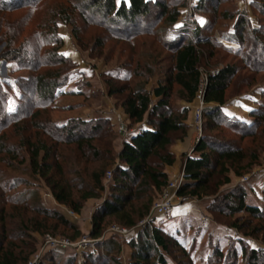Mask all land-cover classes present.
<instances>
[{"label":"rangeland","instance_id":"obj_1","mask_svg":"<svg viewBox=\"0 0 264 264\" xmlns=\"http://www.w3.org/2000/svg\"><path fill=\"white\" fill-rule=\"evenodd\" d=\"M75 1L78 0H39L36 8L0 13V32L14 38L10 47L5 42L8 38L0 39V135L3 134L0 144L14 145L12 155L0 156V183L5 186L4 193L0 190V207L5 202L3 197L17 199L21 194L34 191L45 208L56 211L72 226L68 228L47 220L42 234L29 232V238L23 240L25 245L20 247L28 259L21 264H90L86 255L94 251L96 242L102 244L108 240L119 243L120 251L112 253L110 260H104L102 264H128V251L131 249L125 242L140 233L147 222L152 227L163 229L166 239L183 243L181 245L188 252L192 264H264V217H250L245 213L229 216L225 209V196L240 187L246 192L245 201L264 211V128L255 126L251 116L252 113H261L264 108V13L259 9L260 1L156 0L165 6L164 11L150 6V12L138 25L124 24L117 30L104 24L100 18H91L90 13L73 8ZM115 1L117 3L118 0ZM61 10L69 13L74 10L71 26L62 21ZM174 12L177 13V20L171 24L169 17ZM81 13L84 18L80 17ZM52 30L59 38L58 45L47 42L46 36ZM196 30L201 41L202 96L186 103L179 96V88L171 86L168 98L170 111L180 118L182 110L187 111L183 120L185 134H172L173 143L169 146L175 157L172 167L177 162V165H184L186 158L194 155L196 143L205 137L208 141H224L242 150L246 158L241 167L245 166V170L238 169L244 173L238 177L231 170L227 174L229 183H223V178L217 177L214 171L209 180L211 192L198 199H188L185 213H179L181 215L156 217L150 209L149 220L138 221L131 228L119 225L112 217H105L102 234L94 239L90 236L92 216L111 192L112 171L118 164L115 156L129 136L119 133V125H125L128 133L146 126L145 121L137 125L128 120L122 99L130 87L144 82L151 100L156 102L152 90L159 82H165L171 71L168 43L180 37L196 43L193 34ZM26 47L39 55L58 47V53L68 60L69 64L63 65L62 71L67 72L68 83L48 108L38 106L30 89L32 77L45 69L30 71L23 66V62L2 58L10 48ZM226 66L234 67L236 72L225 90L226 102L221 107L223 118L232 122L236 120L244 127L243 131L253 132L252 136L241 138V128L232 131L218 125L210 129L202 119V110L206 107L202 97L208 76L217 74ZM110 88L123 92L111 95ZM34 113L40 114L39 118L44 119L42 123L55 126L71 120L101 126L95 133L90 128L84 129V134L92 137L90 144L97 150V156L86 146L78 149L73 143H62L64 137L61 133L56 138H48L46 134L41 136L50 149V163L54 164L55 170L60 166L67 173L75 202L80 192L92 189L90 174L103 169V190L98 192L97 198L83 202L79 214L51 197L45 180L33 174L26 150L21 149L20 141L26 138L20 135H31V140L39 143L35 130L30 128ZM179 147L181 153L176 156L173 152L176 153ZM149 163L155 166L157 161L153 158ZM167 167L171 166L163 165L159 169L167 175L169 183L178 177L180 171L167 173ZM108 172L110 177L106 176ZM164 189L160 193L151 192V208L161 198ZM31 203V200L27 201L28 206ZM140 203H134V206L138 207ZM5 212L7 222L12 223H9V228L14 227L18 223V219L11 220L14 211L6 205ZM32 216V213L25 212L24 219ZM143 221L145 224L142 225ZM114 226L129 229L130 235L124 238L113 234L110 229ZM46 236L72 242L85 238L91 243L79 251L75 248L55 250L47 248ZM170 249L171 253L166 255L169 264H187V259H183L175 248ZM250 250L259 252L256 262L249 259Z\"/></svg>","mask_w":264,"mask_h":264},{"label":"trees","instance_id":"obj_2","mask_svg":"<svg viewBox=\"0 0 264 264\" xmlns=\"http://www.w3.org/2000/svg\"><path fill=\"white\" fill-rule=\"evenodd\" d=\"M259 1V9L264 13V0ZM38 4L39 0H0V13H11L23 8H36ZM150 6L159 7L162 11L165 10V6L156 0H118L117 3L115 0H78L73 2V8L80 9L84 13H90L91 18L98 17L102 19L104 24L107 23L112 26L111 28L116 27L114 30L124 24L138 25L139 21L150 12ZM64 10L60 12L63 14L62 21L71 26L74 10L70 13ZM80 17L84 18L83 13ZM176 20L177 13L174 12L169 17V23L173 24ZM193 34L196 43L183 37L168 43L170 44L168 48L171 53V71L164 80L165 82H159L152 90L156 102L151 100V95L146 91L144 82L130 87V91L122 99V107L128 120L137 125L145 121L146 126L130 132L115 156L118 164L115 165L112 171L113 187L109 196L99 205L92 216L93 229L90 236L94 239L101 236L103 231L102 222L105 217H112L119 225L127 228H131L138 221L147 218L152 205L151 192L160 193L167 185L168 177L159 167L163 165L172 166L175 163V157L169 151V146L173 143L172 134L178 132L181 136L185 134L186 127L183 120L187 113L186 109L182 110V118H180L179 115H174L170 111L168 98L171 86L176 85L179 88L178 93L182 100L186 103H192L201 84L200 65L202 53L199 48L201 41L197 30ZM35 38L37 39V37ZM0 39H6V45L10 47L14 38L6 37L5 33L0 32ZM46 39L49 44L58 45L59 43V38L54 30L46 36ZM57 48L55 47L49 53L46 51V54L43 55L28 50V47L26 49L10 48L11 50H7L2 56V58L10 59L12 62H23V66L30 71L45 69L32 77L30 86L33 92L32 95L41 108H48L52 105L54 100L61 94V88L68 83L69 76L67 72L62 73L63 65L65 66L68 60L58 53ZM235 72L234 67L226 66L217 74L208 76L202 97V101L206 105L202 110V119L210 129L218 125L232 131L241 128L240 131L243 132L241 138H244L252 136L253 132L243 131L245 130L244 127L236 120L232 122V120L223 118L221 110L226 102V87ZM122 92V90L109 89L111 95ZM251 116L254 118L255 126L261 129L264 128V108L261 113H252ZM39 117V113H34L32 120H30L32 121L30 128L35 130L34 135L39 143L32 141L31 135H20L21 138H26L20 141L21 149L26 150L33 174L45 180L51 197L58 204L65 205L73 213L79 214L82 203L91 198H97L98 192L103 190L101 182L103 169L99 173L92 172L90 174L92 189L80 192L78 201L75 202L72 186L66 178L67 173L60 166L55 170L54 164L50 163L52 158L50 149L46 147L45 138L43 139L41 136L46 134L48 138H56L61 133L64 137L62 143H73L78 149L86 146L97 156V150L90 144L92 137L85 135L84 129L90 128V131L95 133L100 130L101 126H91V122L81 120H71L66 124L55 126L45 121V123H42L44 119L42 120ZM13 124H15V121ZM39 132L41 133L38 134ZM2 136L1 133L0 140ZM4 144L5 142L0 144V156L3 154L5 156L12 155L14 145ZM234 147L224 141L216 139L208 141L205 137L200 138L194 147V155L187 157L184 162L182 169L183 183L179 187L177 195L187 199H198L207 195L211 192L209 180L214 171L217 177L223 178V183H229L227 174L231 170L240 177L244 172L240 173L238 168L241 170L245 167H241V163L246 158V154ZM153 158L157 161L155 166L149 163ZM0 190L3 193L5 192V186L2 183H0ZM246 197V192L240 187L229 192L225 196L227 202L225 209L228 215L245 213L250 217L263 218L264 211L248 204L245 201ZM3 199L6 203H2L3 206L0 207V264L26 262L28 257H24V251L20 248L25 245L23 240L29 238V232L40 234L43 227H46L47 220H53L64 227L72 228L56 211L42 205L37 192L32 191L21 194L17 199L10 197H3ZM30 200L32 203L28 206L27 201ZM140 201L138 207L134 206V203ZM6 205L14 211L11 220L18 219V223L11 228H9V223L10 225L12 223L7 222ZM25 212H30L33 216L24 219ZM127 240L126 244L131 249L129 264H169L166 261V255L171 253V247L175 248L183 259H187V264H192L184 247L174 240L166 239L163 230L152 227L150 222H147L145 228L137 233L135 237ZM96 243L94 251L86 255V260L90 264H102L104 260L109 261V256L112 253L120 251V245L115 241L108 240L106 243ZM249 253V259L253 262L259 259V252L250 250ZM177 264L181 263L178 262Z\"/></svg>","mask_w":264,"mask_h":264},{"label":"built area","instance_id":"obj_3","mask_svg":"<svg viewBox=\"0 0 264 264\" xmlns=\"http://www.w3.org/2000/svg\"><path fill=\"white\" fill-rule=\"evenodd\" d=\"M201 96H202V91H200V87H199V90L196 94V98L200 99ZM196 115H197V119L199 120V113L197 112ZM119 133L123 135H129L130 132L128 133L125 125L120 123ZM110 175H111L110 172L106 173L107 177H110ZM182 182H183V170L179 172V175L177 178L167 183L164 189L165 191L163 192L161 198L153 204L151 208V213H154L156 217H164L167 214H169L171 209L175 207L176 205L185 204L188 201V199L184 197H179L177 195V191L180 185L182 184ZM151 213L146 218V222L151 217ZM202 220H206V219L202 218ZM143 224H145V222L142 223V225ZM110 231L113 234L119 235L120 237H124V238L130 235V230L127 228H123V227L114 226L110 229ZM46 239H47L46 245H48L47 248H53L55 250L75 248L76 250L79 251V250H84L86 247H89L91 243L89 239H85V238L79 239L75 242H72L66 239L56 240L54 238H51L50 236H46ZM29 264H33V263L30 262Z\"/></svg>","mask_w":264,"mask_h":264},{"label":"crops","instance_id":"obj_4","mask_svg":"<svg viewBox=\"0 0 264 264\" xmlns=\"http://www.w3.org/2000/svg\"><path fill=\"white\" fill-rule=\"evenodd\" d=\"M176 156H177V154L178 153H181V149H180V147H179V149H178V151L175 153V152H173ZM177 164H178V162H177ZM177 164H175V166H171V167H167V168H165V171L167 172V173H171V174H175V172H176V170H177V172H179V171H181V169H183L182 167H183V165L181 164V163H179V165H177ZM177 165V166H176ZM190 203V202H189ZM188 204V202H186L185 204H183V205H181L180 207H173L172 209H171V211H170V213L169 214H172V215H181V214H183V213H185V209H186V205ZM179 213H181V214H179ZM165 217V216H164ZM158 228V227H157ZM163 230V229H162ZM127 238V237H126ZM125 244H126V242H125ZM179 244H183V243H179ZM127 245V244H126ZM183 246V245H182ZM128 247V246H127ZM129 252V259H130V255H131V250L130 251H128ZM128 264H129V261H128Z\"/></svg>","mask_w":264,"mask_h":264}]
</instances>
